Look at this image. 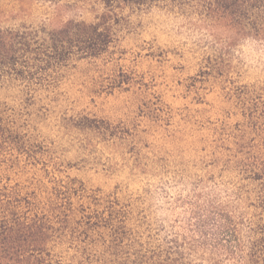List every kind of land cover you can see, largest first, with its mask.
<instances>
[{
	"label": "trees",
	"instance_id": "1",
	"mask_svg": "<svg viewBox=\"0 0 264 264\" xmlns=\"http://www.w3.org/2000/svg\"><path fill=\"white\" fill-rule=\"evenodd\" d=\"M98 1L102 10L91 21L68 19L55 27L0 16V264H216L214 254L194 248L164 213L161 194L179 178L148 144L124 148L132 155L124 158L120 171L128 168L130 175H121L114 190L86 185L82 176L66 172L90 161L95 142L115 139L124 145L131 133L116 130L85 108L63 105L60 86L79 65L102 60L111 65L115 88L139 89V78L123 71L120 57H115V30L134 8L157 2ZM206 9L220 23L229 18L233 44L207 47L185 87L218 81L241 111L243 121L236 124L206 121L229 141L220 146L229 152L224 160L236 180L234 203L246 222L241 261L264 264V67L262 74L243 77L239 68L247 61L238 56L232 64L228 51L247 40L264 47V0H214ZM46 121L60 128L59 139L43 130L45 124L39 126ZM66 136L74 154L64 155L60 149ZM38 164L34 175L28 172L30 165ZM92 167L103 172L99 160L92 161ZM206 168L191 181L208 196H201L205 202L217 184L226 187ZM60 171L66 172L64 179L55 174ZM23 174L28 177L25 183ZM70 250V260L63 262Z\"/></svg>",
	"mask_w": 264,
	"mask_h": 264
},
{
	"label": "rangeland",
	"instance_id": "2",
	"mask_svg": "<svg viewBox=\"0 0 264 264\" xmlns=\"http://www.w3.org/2000/svg\"><path fill=\"white\" fill-rule=\"evenodd\" d=\"M213 1L157 0L151 7L134 8L127 21L116 26L115 57H120L119 66L123 71L134 80L139 78V89L137 85H131L129 90L115 88L109 75L111 65L102 60L79 65L64 81L60 86L64 92L60 98L63 105L85 108L112 123L116 130L126 128L131 133L123 141L124 145L115 139L95 142L90 161L66 172L82 176L86 185L114 190L119 186L121 175H130L126 173L128 168L126 172L120 171L124 158L132 155L131 152L126 154V150H134L135 143L148 144L157 159L165 161L170 170H177L179 181L171 182L165 188L168 193L161 194L165 199L160 204H164L170 223L198 251L214 254L216 264H243L240 242L247 241L246 222L244 217H238L234 203L236 180L228 172L225 161L229 152L220 146L229 141L225 140V134L218 132V126H209L206 121L211 118V121L221 119L219 125L223 121L227 125L236 124L243 121L241 111L222 91L218 81L206 82L202 88L196 85L187 90L185 87L186 78L196 73L207 47L233 44L234 32L229 18L220 23L215 13L206 9ZM101 10L98 0H67L59 4L0 0L1 17L13 16L51 27L68 19L91 21ZM239 44L236 49L228 50L231 61L233 57L232 64L240 56L247 61L239 68L244 72L243 77L262 74L264 47L249 40L239 41ZM43 124L45 132L60 138L62 132L53 121L41 122L39 126ZM69 139L70 136H66L64 147H60L64 155L75 152L69 148ZM95 160L103 167L102 173H96L92 167ZM205 166L207 172L219 175L220 181L226 183V187L217 184L220 186L209 191L211 198L207 202L201 196L205 200L208 196L191 184L193 176ZM38 168L41 164L30 165L28 172L34 175ZM49 168L52 170L51 166ZM66 172L55 174L64 179ZM231 176L233 181L227 183ZM182 178L189 182L185 183ZM27 180L23 174V183ZM73 253L70 250L62 261L68 262Z\"/></svg>",
	"mask_w": 264,
	"mask_h": 264
}]
</instances>
